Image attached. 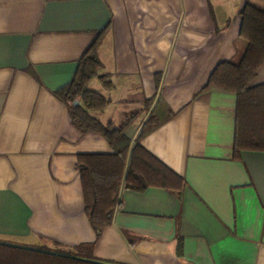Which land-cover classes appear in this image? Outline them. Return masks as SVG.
I'll use <instances>...</instances> for the list:
<instances>
[{"label": "crops", "instance_id": "1", "mask_svg": "<svg viewBox=\"0 0 264 264\" xmlns=\"http://www.w3.org/2000/svg\"><path fill=\"white\" fill-rule=\"evenodd\" d=\"M264 0H0V243L57 253L92 245L98 264H264V152L233 155L236 96L205 88L245 48L239 11ZM108 100L91 114L140 144L184 185L121 187L96 235L84 211L80 154L112 150L82 133L56 92L106 28ZM252 86L264 84V63ZM178 246L180 251L178 252Z\"/></svg>", "mask_w": 264, "mask_h": 264}, {"label": "trees", "instance_id": "2", "mask_svg": "<svg viewBox=\"0 0 264 264\" xmlns=\"http://www.w3.org/2000/svg\"><path fill=\"white\" fill-rule=\"evenodd\" d=\"M240 35L245 48L236 62H223L212 72L205 88L216 87L236 96L233 155L240 152H264V84L251 86L264 63V10L245 4L239 11ZM107 27L97 33L83 53L70 82L58 90L56 97L69 110L71 122L82 133H97L108 142V154H80L77 167L81 179L84 211L96 235L109 226L121 206V187L142 192L150 186L169 192L179 190L184 182L150 154L140 139L160 124L155 115L132 143L125 129L137 117L134 112L117 128L102 124L91 113L103 110L108 100L89 88L97 79L107 90L110 77L102 72L98 47ZM178 246V252L180 251ZM92 245H79L57 253L0 243V264H98L92 261Z\"/></svg>", "mask_w": 264, "mask_h": 264}, {"label": "rangeland", "instance_id": "3", "mask_svg": "<svg viewBox=\"0 0 264 264\" xmlns=\"http://www.w3.org/2000/svg\"><path fill=\"white\" fill-rule=\"evenodd\" d=\"M253 84V83H252ZM252 84H251V86H252Z\"/></svg>", "mask_w": 264, "mask_h": 264}]
</instances>
